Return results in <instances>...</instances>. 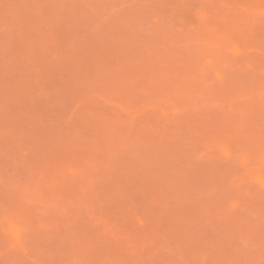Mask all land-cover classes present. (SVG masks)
I'll return each mask as SVG.
<instances>
[{
  "label": "rangeland",
  "instance_id": "rangeland-1",
  "mask_svg": "<svg viewBox=\"0 0 264 264\" xmlns=\"http://www.w3.org/2000/svg\"><path fill=\"white\" fill-rule=\"evenodd\" d=\"M0 264H264V0H0Z\"/></svg>",
  "mask_w": 264,
  "mask_h": 264
}]
</instances>
